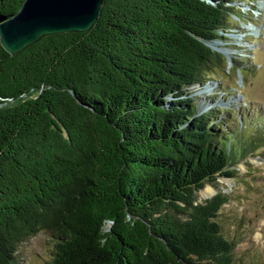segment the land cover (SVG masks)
Wrapping results in <instances>:
<instances>
[{"label":"trees","instance_id":"1","mask_svg":"<svg viewBox=\"0 0 264 264\" xmlns=\"http://www.w3.org/2000/svg\"><path fill=\"white\" fill-rule=\"evenodd\" d=\"M235 1L102 0L86 31L0 43V264L41 230V264L235 263L216 220L228 197L195 194L263 145L264 115L191 92L226 75L210 43L243 19Z\"/></svg>","mask_w":264,"mask_h":264},{"label":"rangeland","instance_id":"2","mask_svg":"<svg viewBox=\"0 0 264 264\" xmlns=\"http://www.w3.org/2000/svg\"><path fill=\"white\" fill-rule=\"evenodd\" d=\"M235 2L243 19L233 16L238 26L224 33V39L210 43V46L216 43L212 47L227 58L226 75L216 81L209 78L204 85L196 84L191 92L198 103L211 97L214 102L205 107L232 106L236 109L233 116L243 111L244 116L255 118L252 109L256 107L258 113L264 115V0ZM231 57L249 69L246 80L234 69L238 65ZM219 191L225 193L228 200L216 220L224 235L235 243L234 264H264V143L235 167L234 176L217 175L195 195L197 201L202 202ZM53 244V239L42 230L27 238L18 247L20 264H41L49 257Z\"/></svg>","mask_w":264,"mask_h":264},{"label":"water","instance_id":"3","mask_svg":"<svg viewBox=\"0 0 264 264\" xmlns=\"http://www.w3.org/2000/svg\"><path fill=\"white\" fill-rule=\"evenodd\" d=\"M102 0H23L10 16L0 15V43L16 55L46 35L88 30Z\"/></svg>","mask_w":264,"mask_h":264},{"label":"bare ground","instance_id":"4","mask_svg":"<svg viewBox=\"0 0 264 264\" xmlns=\"http://www.w3.org/2000/svg\"><path fill=\"white\" fill-rule=\"evenodd\" d=\"M212 45L216 46L217 44H216V43H212ZM212 45H211V47H212ZM220 45H221V44H220ZM208 193H209V191L206 192V194H208Z\"/></svg>","mask_w":264,"mask_h":264}]
</instances>
